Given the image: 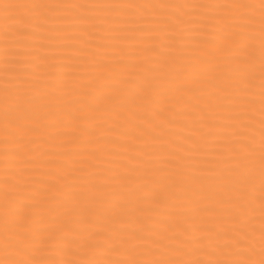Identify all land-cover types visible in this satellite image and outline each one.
<instances>
[{
    "label": "snow or ice",
    "instance_id": "snow-or-ice-1",
    "mask_svg": "<svg viewBox=\"0 0 264 264\" xmlns=\"http://www.w3.org/2000/svg\"><path fill=\"white\" fill-rule=\"evenodd\" d=\"M0 264H264V0H0Z\"/></svg>",
    "mask_w": 264,
    "mask_h": 264
}]
</instances>
